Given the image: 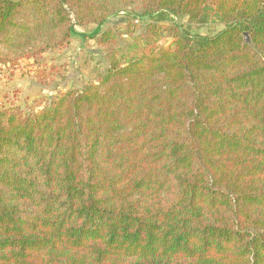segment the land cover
<instances>
[{"label":"trees","instance_id":"1","mask_svg":"<svg viewBox=\"0 0 264 264\" xmlns=\"http://www.w3.org/2000/svg\"><path fill=\"white\" fill-rule=\"evenodd\" d=\"M128 10L172 45L0 108V264H264V0H0V73Z\"/></svg>","mask_w":264,"mask_h":264},{"label":"rangeland","instance_id":"2","mask_svg":"<svg viewBox=\"0 0 264 264\" xmlns=\"http://www.w3.org/2000/svg\"><path fill=\"white\" fill-rule=\"evenodd\" d=\"M149 22L140 12L128 10L110 18L102 27L96 24L77 26V30L83 35L74 36L62 48L3 66L0 73V108L20 106L28 111H36L50 98L97 80L109 65L108 51L126 50L134 55L153 46L170 47L173 39L168 35L157 39L151 33L152 43L148 44L146 36ZM108 28H114L118 42L104 48L92 36L99 29ZM222 28L223 25L212 17L208 26H196L193 31L204 35L216 33Z\"/></svg>","mask_w":264,"mask_h":264},{"label":"water","instance_id":"3","mask_svg":"<svg viewBox=\"0 0 264 264\" xmlns=\"http://www.w3.org/2000/svg\"><path fill=\"white\" fill-rule=\"evenodd\" d=\"M243 35H244V42L253 46V41H252L249 33L244 32Z\"/></svg>","mask_w":264,"mask_h":264}]
</instances>
